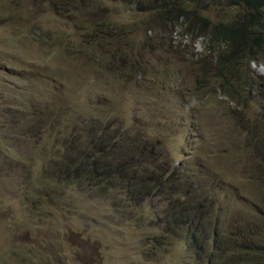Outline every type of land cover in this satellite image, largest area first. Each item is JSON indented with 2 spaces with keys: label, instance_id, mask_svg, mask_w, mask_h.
Listing matches in <instances>:
<instances>
[{
  "label": "rangeland",
  "instance_id": "obj_1",
  "mask_svg": "<svg viewBox=\"0 0 264 264\" xmlns=\"http://www.w3.org/2000/svg\"><path fill=\"white\" fill-rule=\"evenodd\" d=\"M97 1V12L84 4L69 12L58 9L59 1L0 0V264H214L208 254L198 256L190 239L165 234L168 192L149 196L128 179H62L74 150L60 149L57 139L91 120L113 140L125 133L119 144L125 151L135 134L152 154L163 153L157 172L170 163L182 186L199 179L210 185L212 200L227 203L224 225L209 240L224 245L240 233L245 213L264 217V85L250 94L237 84L239 106L217 89L194 92L188 64L203 56L206 42L191 19L163 34L147 32L160 10L150 0ZM188 1L207 7L198 13L213 23L240 19L243 11L231 3ZM117 51L125 54L119 69L101 62L106 55L114 60ZM135 60L142 71L132 70ZM249 71L264 82V63L252 61ZM208 86L217 85L208 80ZM256 131L260 144L252 140ZM83 155L70 167L85 168ZM141 160L154 169L147 156ZM185 198L175 194L174 202ZM239 247L230 245V252Z\"/></svg>",
  "mask_w": 264,
  "mask_h": 264
},
{
  "label": "trees",
  "instance_id": "obj_2",
  "mask_svg": "<svg viewBox=\"0 0 264 264\" xmlns=\"http://www.w3.org/2000/svg\"><path fill=\"white\" fill-rule=\"evenodd\" d=\"M57 1L61 3L58 9L69 12L81 11L83 4L88 7L90 12L99 10L97 0H94V3L93 0H89V3L84 2L86 0H70L73 4L72 7H68L64 0H53L54 5ZM118 1L124 5L134 2L145 3V0ZM150 1L160 10L155 16L153 27H149L147 32L158 31L160 34V32L165 31L166 27L169 32L171 25L176 26L181 19L186 18L187 20L191 19L192 23L195 24V33L203 34L206 37L204 56L198 57L194 64H190L193 69L192 75L197 80L194 91L211 93L212 89H217L230 104L233 103L235 106L243 104L241 96H238L239 89L236 85L241 84V89L249 88L251 94V88L258 86L259 82L251 76L249 63L252 61L264 63V0H207L204 5H208V7L223 2L227 4L228 8L229 3L243 8L242 14H240L241 18L229 20V23L223 20L217 23L210 22L206 16H201L198 13L207 7H202L196 2L193 6L190 4L193 2L188 0ZM175 12L178 15L173 16ZM160 39H163L162 36ZM160 42L164 43L163 40ZM147 46H150L149 42H146L143 47L146 48ZM142 52L141 49L137 55ZM117 53L121 55L120 58L124 59L125 55L121 52ZM104 62L106 65L114 64L105 61V58ZM136 68L142 69L141 64L135 60L132 62V70ZM208 80L215 82L217 86L211 88L208 86ZM78 123L80 127L77 128L81 130L72 132L71 135H66L61 140L57 139L60 149L74 150V158L68 160L65 157V169H60L62 179L64 176L65 178L86 180L87 183L91 184H99L101 179H110L111 182L118 183L128 179L131 180V183H140L144 188L149 189V196H159L168 192V197L163 200L166 207L161 221L168 237L176 234L179 239L180 237L190 239L192 246L197 245L196 251L199 257L208 254L209 263L264 264V231L262 230L264 217L261 213L259 220L253 213L251 216L245 213L243 223L238 225L240 233H236V237L230 238L224 245L219 244L215 239L213 242H209L210 234L220 229L222 220L224 225V218L227 217L226 213L228 212L224 211L227 203L220 206L217 198L212 200L210 185H204L196 178L199 183L192 182L182 186V182L180 183L178 178L179 168L172 167L170 163L167 164L168 168L157 172L156 167L164 162L162 160L158 163L159 157L163 153L152 154L153 150L150 144L141 142L135 134L131 135L130 148L128 147V151H125L119 146L123 137L126 136L125 133H121L116 140H113L111 138L112 133L106 128L97 129L95 127V125H101L98 121H80ZM252 136V140L260 144L257 131ZM80 153H83L87 158L85 168L76 165L70 167L69 163H77ZM123 153L128 159H125ZM99 154L103 157L102 160H99L97 156ZM126 154L132 156L128 157ZM142 155L147 156L149 163L155 165L153 170H150L148 164L143 163ZM54 161L57 162L56 158H52L49 164ZM171 167L173 172L168 179L164 180L162 177L165 171ZM215 181L217 186L218 182L216 179ZM168 184L175 189L169 188ZM176 187L180 189L183 187L185 191L179 192L180 189L177 191ZM151 191H155L154 195H151ZM232 192L236 193L233 189ZM175 194L183 198L186 197L181 205L177 201L174 202ZM144 200L145 198H141V201ZM241 238L242 243L239 242ZM238 244L240 247L233 248L231 253L230 245L237 246Z\"/></svg>",
  "mask_w": 264,
  "mask_h": 264
},
{
  "label": "clouds",
  "instance_id": "obj_3",
  "mask_svg": "<svg viewBox=\"0 0 264 264\" xmlns=\"http://www.w3.org/2000/svg\"><path fill=\"white\" fill-rule=\"evenodd\" d=\"M161 33V32H160ZM161 34H163V33H161ZM202 35V34H201ZM204 40H205V42H206V37L204 36ZM163 42L164 43H168V41H164L163 40ZM165 45H167L168 47H167V49H171L173 46H171V43H168V44H165ZM182 51L183 52H185L186 51V48L184 47L183 49H182ZM117 52H119V51H117ZM117 52H113L112 54L114 55V57H115V59L114 60H109V58H108V56L106 55V56H103V59H100L101 60V62H103L104 64H105V62H104V58H105V61H107V62H111V63H114V64H109V65H107V66H109V67H113V68H120V65L118 66V63H119V61L122 59V58H120V56L121 55H118V53ZM206 52V45H205V49L203 50V56H204V53ZM188 53V52H187ZM187 53H185V54H187ZM123 54V53H122ZM123 55H125V54H123ZM193 56H194V58H195V54H192ZM203 56H201V57H203ZM200 57V58H201ZM117 58H120L119 60H118V62H116L115 63V60L117 59ZM196 61L194 60L193 61V63H190V64H194ZM190 64H188V65H190ZM106 65V64H105ZM253 77V76H252ZM255 80H257V78L255 77L254 78ZM258 82H259V85L258 86H263L264 85V82H260L259 80H257ZM257 86V87H258ZM254 87V86H253ZM194 89V88H193ZM194 91V90H193ZM195 92V91H194Z\"/></svg>",
  "mask_w": 264,
  "mask_h": 264
}]
</instances>
